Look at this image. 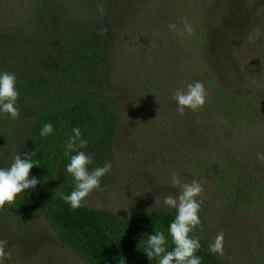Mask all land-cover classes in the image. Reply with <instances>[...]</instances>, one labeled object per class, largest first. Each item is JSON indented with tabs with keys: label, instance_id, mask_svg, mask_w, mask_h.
<instances>
[{
	"label": "rangeland",
	"instance_id": "obj_1",
	"mask_svg": "<svg viewBox=\"0 0 264 264\" xmlns=\"http://www.w3.org/2000/svg\"><path fill=\"white\" fill-rule=\"evenodd\" d=\"M24 3L4 0V18L14 21L16 10L28 9ZM86 5L80 14L95 13V0ZM106 5L104 0L96 10L103 16L98 32L107 29L110 39L103 71L122 118L113 139L112 170L86 203L123 217L142 207L166 208L163 198L195 179L203 187L199 214L210 242L218 232L225 234V261L264 264V160L258 157L264 154V0ZM197 81L204 85L206 103L180 114L175 91ZM216 87L230 90L241 114L227 116L217 108ZM231 161L252 175L229 174ZM226 174L237 176L239 192L250 194L237 211L227 198L230 187L218 186ZM0 240L7 241L0 264H84L41 218L20 231L13 221L2 220Z\"/></svg>",
	"mask_w": 264,
	"mask_h": 264
},
{
	"label": "trees",
	"instance_id": "obj_2",
	"mask_svg": "<svg viewBox=\"0 0 264 264\" xmlns=\"http://www.w3.org/2000/svg\"><path fill=\"white\" fill-rule=\"evenodd\" d=\"M3 1L0 0V72L17 77L19 116L10 119L0 115V167L10 166L18 153L24 158L35 152L33 159L38 161V167H33L29 178L35 176L41 183L35 190L19 194L11 205L0 208V222L13 221L20 231L41 218L61 245L84 264H158L157 259L150 260L143 253V245L139 244L145 235L163 231L167 249L171 250L174 245L168 229L176 216L175 209L142 207L123 217L93 208L86 201L73 210L63 199L75 186L66 172L69 157L65 155L72 129L79 127L88 140L86 151L93 158L89 167L103 166L112 160L116 125L122 118L103 71L110 39L107 29L98 32L103 16L96 10L104 0H95V13L87 10L86 16L80 14L79 8L86 3L87 7L90 0H67L68 5L60 0H25L28 9L16 10L14 21L9 15L4 18ZM114 1L106 0L104 7L110 9ZM77 34L80 38L75 39ZM53 43L62 50L51 46ZM216 88L217 108L227 116L241 114L242 107L234 105L239 101L234 100L230 90ZM45 123L54 126L48 137L40 135ZM244 170L246 175H252L251 170ZM244 170L231 161L227 171L231 174ZM229 174L218 179V186L230 187L232 194L227 198H233L237 211L239 201L248 200L250 194L244 189L239 192V183L234 179L237 176ZM106 178L107 174L99 189ZM200 220V226L190 234L200 239L196 255L202 264H228L221 255L209 252V232L204 219Z\"/></svg>",
	"mask_w": 264,
	"mask_h": 264
},
{
	"label": "clouds",
	"instance_id": "obj_3",
	"mask_svg": "<svg viewBox=\"0 0 264 264\" xmlns=\"http://www.w3.org/2000/svg\"><path fill=\"white\" fill-rule=\"evenodd\" d=\"M170 27H175L171 25ZM17 77L14 73L0 72V115H7L10 119L19 116L17 101L19 92L16 87ZM177 103V111L183 114L186 109L197 110L206 103V90L204 85L197 81L187 86V89H178L174 93ZM54 132L52 123H45L40 131L42 137H48ZM88 140L84 138L79 127L72 129L65 145V155L69 157L66 172L72 177L75 186L70 194L64 195L63 199L70 207L79 209L89 195L101 187V181L110 173L112 165L106 161L103 166L90 168L93 158L86 151ZM36 153L26 154L24 158L18 153L8 167H0V208L11 205L21 193H29L35 190L41 181L29 174L33 167H38V161L33 159ZM258 157L264 160V154L258 153ZM174 183H179L173 177ZM203 192L201 183L193 180L184 184L177 195H167L163 198L166 208L176 210V216L170 223L168 234L174 247L167 249V238L163 231H155L152 235H145L139 247L143 245V253L150 259H157L158 264H202L201 257L196 255L201 248L199 237L190 235L201 224L199 212L202 201L198 199ZM223 231L217 233L214 242L209 244L211 254L224 255ZM6 240H0V254L4 253Z\"/></svg>",
	"mask_w": 264,
	"mask_h": 264
}]
</instances>
